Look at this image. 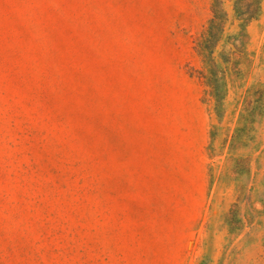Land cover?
I'll use <instances>...</instances> for the list:
<instances>
[{
    "label": "rangeland",
    "instance_id": "rangeland-1",
    "mask_svg": "<svg viewBox=\"0 0 264 264\" xmlns=\"http://www.w3.org/2000/svg\"><path fill=\"white\" fill-rule=\"evenodd\" d=\"M202 262L264 264V0H0V264Z\"/></svg>",
    "mask_w": 264,
    "mask_h": 264
},
{
    "label": "trees",
    "instance_id": "trees-1",
    "mask_svg": "<svg viewBox=\"0 0 264 264\" xmlns=\"http://www.w3.org/2000/svg\"><path fill=\"white\" fill-rule=\"evenodd\" d=\"M209 88L211 89V94H212V96H213V99L214 100H218V98L220 99L219 101L221 102L222 101V99H223V94H220V87L219 88H215L214 86H212V85H209ZM218 103L215 105V108L213 109L214 110V112H215V114H216V116L218 117V119H219V122H218V124H219V126L220 125H222V121L226 118V115H225V113H222L221 111H219V109H218ZM220 128V127H219ZM215 129H218V127L217 128H215ZM216 141H218L217 139H216V135H215V133H213V136H212V143H211V146H210V150H211V152L213 153V155L215 154V156H221V154H222V152H223V150L225 149V147H226V143H222V145H220L219 147H221L222 148V150L219 152L218 151V149H217V145H219V144H217L216 145ZM221 144V143H220ZM220 153V154H219ZM241 202V201H240ZM204 262V261H203ZM203 262L201 263V264H203Z\"/></svg>",
    "mask_w": 264,
    "mask_h": 264
}]
</instances>
